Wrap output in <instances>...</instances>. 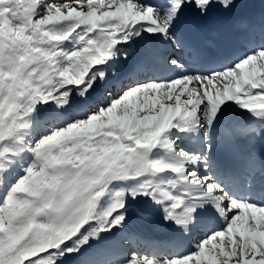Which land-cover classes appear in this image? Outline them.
<instances>
[{"label":"snow or ice","instance_id":"snow-or-ice-1","mask_svg":"<svg viewBox=\"0 0 264 264\" xmlns=\"http://www.w3.org/2000/svg\"><path fill=\"white\" fill-rule=\"evenodd\" d=\"M0 264H264V0H0Z\"/></svg>","mask_w":264,"mask_h":264}]
</instances>
